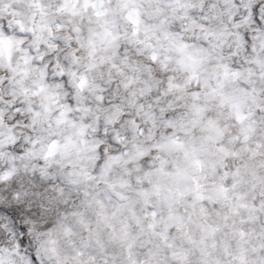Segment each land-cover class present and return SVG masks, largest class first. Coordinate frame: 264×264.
<instances>
[{
    "label": "clouds",
    "instance_id": "clouds-1",
    "mask_svg": "<svg viewBox=\"0 0 264 264\" xmlns=\"http://www.w3.org/2000/svg\"><path fill=\"white\" fill-rule=\"evenodd\" d=\"M262 10L0 0V206L38 264L264 258ZM169 205L191 219L167 228ZM22 253L0 223V256Z\"/></svg>",
    "mask_w": 264,
    "mask_h": 264
},
{
    "label": "snow or ice",
    "instance_id": "snow-or-ice-1",
    "mask_svg": "<svg viewBox=\"0 0 264 264\" xmlns=\"http://www.w3.org/2000/svg\"><path fill=\"white\" fill-rule=\"evenodd\" d=\"M258 7L259 5L253 6L251 9L252 12L255 13ZM152 59L155 60V56H153ZM221 190L223 191V189ZM198 199L203 200L204 198L198 197ZM201 211H203V209H201ZM144 214L145 216L151 215V217L155 219L157 217V210L154 207H152L151 204H149L145 208ZM185 219L190 220L191 216L189 215L187 217H182L175 215L171 212V205H169L168 220L170 221V223L167 225V228L179 227V225L183 223ZM0 223L4 224L5 229H9V228L11 229L13 237L16 239L17 252L19 253L20 249H23V253L21 254V259L19 264H25V257L27 258L26 264H38V260L40 259L39 254L36 253L35 249L32 246L31 240L28 238L26 234L27 233L26 227L21 223H17L15 212L10 209H6L3 206H0ZM148 227L151 228L152 225H148ZM207 230L213 231L211 227H208ZM164 239L166 246L168 248H173V244L169 243L166 237ZM188 243L191 244L192 241L189 240ZM129 247H131V245ZM151 255H153V253L149 252V256ZM186 256L187 253L184 251H173L172 260L169 261L168 264H185ZM236 260H237V264H245L243 255L237 257ZM0 264H15V262L10 258H7L5 256H0ZM128 264H136V261L131 259V253H129ZM147 264H152V262L149 260L147 261ZM253 264H264V258H260L257 261H254Z\"/></svg>",
    "mask_w": 264,
    "mask_h": 264
}]
</instances>
